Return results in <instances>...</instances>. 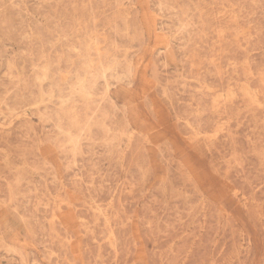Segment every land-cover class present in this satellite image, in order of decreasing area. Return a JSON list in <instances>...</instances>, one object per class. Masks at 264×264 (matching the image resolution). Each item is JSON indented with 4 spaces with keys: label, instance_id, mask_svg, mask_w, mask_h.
<instances>
[{
    "label": "rangeland",
    "instance_id": "1",
    "mask_svg": "<svg viewBox=\"0 0 264 264\" xmlns=\"http://www.w3.org/2000/svg\"><path fill=\"white\" fill-rule=\"evenodd\" d=\"M0 264H264V0H0Z\"/></svg>",
    "mask_w": 264,
    "mask_h": 264
},
{
    "label": "bare ground",
    "instance_id": "2",
    "mask_svg": "<svg viewBox=\"0 0 264 264\" xmlns=\"http://www.w3.org/2000/svg\"><path fill=\"white\" fill-rule=\"evenodd\" d=\"M89 64V63H88ZM88 67V66H87ZM45 75H43V78H44ZM38 80V79H37ZM80 84H83L82 82Z\"/></svg>",
    "mask_w": 264,
    "mask_h": 264
}]
</instances>
